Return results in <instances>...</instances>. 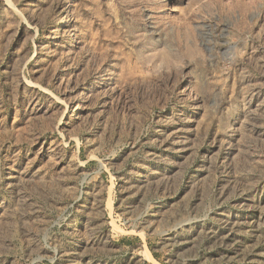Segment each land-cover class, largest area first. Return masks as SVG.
<instances>
[{
	"label": "rangeland",
	"instance_id": "rangeland-1",
	"mask_svg": "<svg viewBox=\"0 0 264 264\" xmlns=\"http://www.w3.org/2000/svg\"><path fill=\"white\" fill-rule=\"evenodd\" d=\"M0 264H264V0H0Z\"/></svg>",
	"mask_w": 264,
	"mask_h": 264
}]
</instances>
